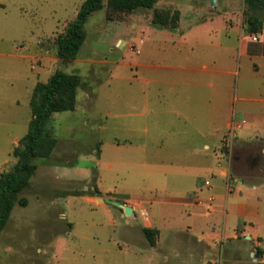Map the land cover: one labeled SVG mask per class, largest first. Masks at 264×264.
Masks as SVG:
<instances>
[{
    "label": "rangeland",
    "instance_id": "rangeland-1",
    "mask_svg": "<svg viewBox=\"0 0 264 264\" xmlns=\"http://www.w3.org/2000/svg\"><path fill=\"white\" fill-rule=\"evenodd\" d=\"M84 1L0 0V101H5L10 94L20 100L18 111L13 114H8V109L0 104V174L11 169V164L6 161L11 158L9 153L15 145L14 138L21 140L28 131L32 116L30 97L38 81L48 80L57 68H62L89 79L87 82L91 85L95 81L97 84L93 89L91 87L92 90L84 86V90L92 91L94 96L85 108L79 102L74 111L53 113L51 125L59 140L54 156L48 160L37 158L40 171L36 180L41 178L45 181H42V187L33 182L22 193L27 197V206L17 204L13 208L6 228L0 233V264H264L262 255L255 250V242L244 240L243 236L238 240L218 238L214 244H208L196 240L197 230L181 229L183 219H175L171 215L174 208L169 213L173 216L171 218L166 214L168 209L162 208L155 200L165 198V191L151 185L153 178L149 182V178L131 172L140 167L135 164L145 161L144 151L138 146L115 144L114 137L124 136L125 131L119 132L112 127L117 121L145 119L143 103L138 110L133 109V112L142 111L141 115H127L131 110L128 107V92L134 91V97L141 95L146 87L144 77L164 74L171 78L170 74L176 73L183 74L180 76L183 79L187 76L188 70L141 66L138 73L143 81H133L137 74L132 64L134 58L143 60L145 56L151 59L163 57L167 65L196 67L201 62H207L208 66H212L214 73L194 70L195 121L203 119L202 115L206 113L209 125L214 121L225 130V117H220L222 107L214 116L211 107L214 101H210L222 91L231 97L232 106L238 105L250 111L246 122L264 124V102L241 101L238 98L242 89H251L248 88L253 86L251 81L263 83L264 60L259 61L260 71L256 72L249 58L236 60V48L203 45L207 40L194 47L188 43L182 45L166 39L170 34L167 35V29L162 26L133 28L134 20L149 25L147 19L152 16L153 9L143 8L132 13L114 14V18H108L106 8L94 12L85 25L87 37L78 56L61 60L57 54V38L76 18ZM104 1L106 4L107 0ZM167 1L158 0L157 7L166 8ZM221 36L226 39L224 33ZM141 38L148 39L146 45H140ZM149 38H155V41ZM132 41L139 44L142 52ZM88 58L92 62H88ZM239 65L238 74L227 73V70H236ZM109 70L113 72L110 77ZM201 74L204 79L199 77ZM167 87L169 85H165V89ZM181 88L182 85H175L173 90ZM261 89H264V84ZM12 116L17 118L16 122H12ZM177 120L181 121L179 130L183 129L184 133L179 138L182 143L178 147L190 148L192 144L187 141L190 128L182 118L177 117ZM101 124L105 126L102 131ZM233 124L234 121L231 126ZM261 128L264 129V126ZM231 134L229 129L226 142ZM233 143L232 140L230 145H225L223 154L231 151L232 155L238 153ZM198 160L195 157V163ZM191 161L194 160L184 158L179 162L185 165ZM148 162H155V168H160V160ZM110 163L112 166L108 167ZM208 165L210 168L207 170L198 169L196 174L199 178H213L211 170L217 168V157L211 158ZM98 176H102L110 187L102 191L104 194H119L108 198L122 203L126 201L122 195L129 193L135 198H142L144 203H152L147 204V216L143 219L151 217L154 225L162 229L159 239L155 236V245H151L146 235L142 234L141 220L126 215L124 210L122 213L118 205L102 202L95 195L96 202L89 199L88 192L94 191V178ZM223 217L222 214L216 221L218 230H223ZM231 231L227 230L225 235Z\"/></svg>",
    "mask_w": 264,
    "mask_h": 264
},
{
    "label": "crops",
    "instance_id": "crops-1",
    "mask_svg": "<svg viewBox=\"0 0 264 264\" xmlns=\"http://www.w3.org/2000/svg\"><path fill=\"white\" fill-rule=\"evenodd\" d=\"M167 2L166 8L178 9L181 15L177 27L162 26L167 29L165 31L167 35L170 34L166 39L170 38V40L179 44L188 43L192 46L199 44L200 41L207 40L203 45L236 48L237 61L241 60L242 57H247L253 61L256 72L260 71V62L264 60V8L255 5V3H247L246 0H168ZM193 2L195 3L193 4ZM253 18L259 19L260 22L252 23L251 19ZM134 21L133 28H138L141 25L145 27L157 26L153 24L152 16L147 19L149 25ZM221 33L225 34V40L222 39ZM254 37L257 39L255 40ZM149 39L152 42L155 41V38ZM129 40L131 41L130 36ZM132 42L138 45L139 52H142L139 44ZM139 42L140 45H146L148 39L141 38ZM153 50H150V52H155ZM145 57L143 60L138 57L134 58L135 61L132 64L136 67L137 74H135L133 81H143V78H139L142 76L138 73L141 66L188 70L187 76L183 79V77H180L183 74L178 75L176 73V75L170 74L171 78L166 77L164 74L154 75L151 78L144 77L146 87L141 95L136 94L134 97V91L129 90L127 101L131 110L127 115L129 117L141 115L142 111L133 112V109L138 110L140 104L143 103V110L146 112L145 119L137 121V119L130 118L127 121L115 122L112 127L116 131L123 130L125 133L124 136H115L114 143L138 146L139 150L144 151L145 161L135 164L140 167L133 169L131 172L149 178V182L150 178H153L151 185L165 191V198H156L155 200L159 202L162 208L168 209L167 213L165 212L168 216L172 218L171 215H174L175 219H183L181 229L197 230L196 240L208 244H214V240L218 238L224 239L227 237L238 240L243 236L244 240L255 242V250L259 252V249H261L263 252L261 254L262 261L264 262V129L261 128L264 124L246 122L250 111L244 108L241 109L238 105L232 106L231 97L224 95L222 91L217 95L215 94L210 101H214V105L211 106L214 116L219 114L222 107L220 117H225V130L216 125L214 121H212L213 124L209 125L205 118L206 113L202 115L203 119L195 121L194 70L213 72L212 66H208L207 62H201L200 66L196 67L193 65H167L163 57L153 59ZM186 60L189 61L190 58L187 57ZM88 62H92V60L89 61L88 58ZM219 72L224 73L226 71L219 70ZM233 72L238 74L240 65L236 67V70H227L229 74H233ZM112 73V70H109L108 77ZM200 76L203 79L205 77L203 74ZM83 80L84 85L79 89L76 108L79 102L85 108L94 98L92 91L84 90V86L93 89V86L97 85L95 84L96 81L94 80L95 82L91 85L90 82H87L89 79ZM262 84H264V81L263 83H260L259 80L251 81L253 86L248 87L251 89H242V94L238 97L239 100L264 102ZM165 85H169V87L165 89ZM175 85H182V88L175 91L173 90ZM6 90L8 92L9 87ZM80 98L81 100H79ZM204 103H206L205 97ZM0 104H3V108L8 109V114H13L18 111L20 100L10 94L5 101H0ZM233 107L235 108L233 109ZM120 115L117 114V116ZM177 117L178 119L182 118L190 128L187 131V141L192 144L190 148L180 149L178 147L182 143L179 138L184 133L183 129L179 130L182 123L177 120ZM31 118L32 116L29 122ZM12 119V122H16L15 119L17 118L12 116ZM232 121H234V124L231 126ZM84 123L89 124L90 122L85 121ZM100 128L101 131L104 130V124H101ZM229 129L233 130V144L234 149H238L237 155L234 151V155H232V151L223 154V149L226 148L225 138ZM13 141L14 146H16L20 144L21 140L15 137ZM9 155L11 158L6 163H10L12 167L17 158L11 152ZM52 156H54L53 153L42 159L48 160ZM214 156L217 157V168L211 170L213 178L211 180L209 178H199V175L196 174L198 169H209L208 161ZM195 157L197 160L199 159L196 163ZM184 158L194 161L181 165L179 161ZM155 159L161 161L159 169L155 168V162H148L155 161ZM111 166L112 163L108 165V167ZM39 171L40 168L37 163V170L31 179V185L33 182L41 185L43 184L42 181H45L41 178L40 181L36 180ZM196 177H198L197 182H195ZM96 187L100 191L97 194H100L103 198L118 194V192H109L110 194L102 192L105 189H110L102 176L95 179L92 189L95 190ZM89 196L91 201L96 202L93 195ZM122 196L128 202L123 201L121 204L132 207L133 214L131 216L141 220L142 234H144L142 231L144 226L156 228L158 229L156 235L159 239L162 229L154 225L151 217L143 219L147 216L145 211L147 204L152 205V203H144L145 200L135 198L129 193ZM172 208H174V212L170 215ZM121 209L123 213L124 209ZM222 214L224 216L223 230H218L216 221L220 219ZM227 230H232L229 235H225Z\"/></svg>",
    "mask_w": 264,
    "mask_h": 264
},
{
    "label": "trees",
    "instance_id": "trees-1",
    "mask_svg": "<svg viewBox=\"0 0 264 264\" xmlns=\"http://www.w3.org/2000/svg\"><path fill=\"white\" fill-rule=\"evenodd\" d=\"M246 1L264 8V0ZM157 2L158 0H107L105 4L104 0H85L76 18L57 38L58 57L61 60H71L78 56L87 37L85 25L89 17L103 8H106L108 18H114V14L132 13L140 8L153 9V24L177 27L180 21V11L159 8ZM251 22L256 23L260 20L253 18ZM83 85L82 76L68 73L62 68H57L47 81H39L35 85L30 100L32 118L28 131L20 144L14 146L11 152L17 161L10 170L0 174V233L6 228L13 208L17 204L27 205V197L22 193L31 186V179L37 170L35 159L49 157L56 148L58 140L51 125L53 113L75 110L78 92ZM97 193H100L97 187L94 191L88 192L89 195ZM142 230L150 244L155 245L158 229L144 226ZM259 253H263L261 249Z\"/></svg>",
    "mask_w": 264,
    "mask_h": 264
},
{
    "label": "water",
    "instance_id": "water-1",
    "mask_svg": "<svg viewBox=\"0 0 264 264\" xmlns=\"http://www.w3.org/2000/svg\"><path fill=\"white\" fill-rule=\"evenodd\" d=\"M96 198L99 199L102 202H110V203H114L115 205L120 206L121 208L124 209L125 214H127V215H132L133 214V209L130 206H126V205L121 204V203H119L117 201H114V200H112L110 198H103L100 194H96Z\"/></svg>",
    "mask_w": 264,
    "mask_h": 264
},
{
    "label": "built area",
    "instance_id": "built-area-1",
    "mask_svg": "<svg viewBox=\"0 0 264 264\" xmlns=\"http://www.w3.org/2000/svg\"><path fill=\"white\" fill-rule=\"evenodd\" d=\"M254 39L256 40L257 38L254 37ZM232 130V129H231ZM232 140H233V130H232V134H231V137L227 140L226 142V145H230L232 143Z\"/></svg>",
    "mask_w": 264,
    "mask_h": 264
}]
</instances>
